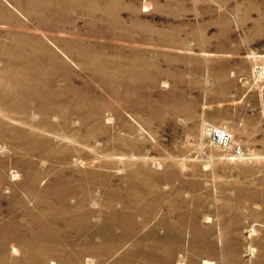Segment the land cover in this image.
Listing matches in <instances>:
<instances>
[{
    "label": "rangeland",
    "instance_id": "1",
    "mask_svg": "<svg viewBox=\"0 0 264 264\" xmlns=\"http://www.w3.org/2000/svg\"><path fill=\"white\" fill-rule=\"evenodd\" d=\"M0 264H264V0H0Z\"/></svg>",
    "mask_w": 264,
    "mask_h": 264
},
{
    "label": "built area",
    "instance_id": "2",
    "mask_svg": "<svg viewBox=\"0 0 264 264\" xmlns=\"http://www.w3.org/2000/svg\"><path fill=\"white\" fill-rule=\"evenodd\" d=\"M215 131H216V134L213 135V133H212L213 140H214L215 142H217V143H223L224 140H225L226 138H228V135L225 134L223 131H221V130H219V129H217V130L215 129ZM234 153H235V154H238L239 151H236V152H234Z\"/></svg>",
    "mask_w": 264,
    "mask_h": 264
},
{
    "label": "bare ground",
    "instance_id": "3",
    "mask_svg": "<svg viewBox=\"0 0 264 264\" xmlns=\"http://www.w3.org/2000/svg\"><path fill=\"white\" fill-rule=\"evenodd\" d=\"M212 133H213V135H214V134H216V131H215V130H213V131H212Z\"/></svg>",
    "mask_w": 264,
    "mask_h": 264
}]
</instances>
